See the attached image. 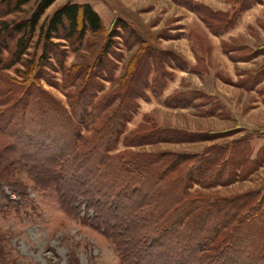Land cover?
Returning <instances> with one entry per match:
<instances>
[{
    "label": "rangeland",
    "instance_id": "obj_1",
    "mask_svg": "<svg viewBox=\"0 0 264 264\" xmlns=\"http://www.w3.org/2000/svg\"><path fill=\"white\" fill-rule=\"evenodd\" d=\"M127 1L137 9L132 11L130 18L143 29V32L136 30L146 40L145 44L139 45L140 39L130 32L129 26H121L120 21L113 24L120 16L109 24L103 22V28L96 32L87 30L82 38L52 36L47 41L39 27L44 24L45 29L47 17L56 1L41 14L22 60L9 68H0V81L9 77L24 79V86H37L32 89L33 95L41 92L37 102L35 96L32 97L27 109L18 106L16 110L1 113L6 114V120L0 122V264H122L115 241L92 223L93 209L87 210L90 216L87 218L83 197L78 198V203H81L78 214L68 212L70 205L61 203L57 184L50 178L51 174H47V165L52 163L49 157L53 151L56 155L59 146L58 139L53 136L61 132L60 104L70 112V94L73 103L79 101L81 105L85 98L91 107V102L118 88L119 78L134 56L145 57L140 64L139 80L149 82L156 77L154 91L159 92L161 88L162 91L155 95L149 84L139 85L133 90L135 104L131 118L110 152L126 148L199 152L211 143L229 144L239 139L233 148L236 154L240 157L242 154L243 159L254 160L257 157L258 163L238 166L236 172L246 173L243 178L238 176L227 184L211 187H200L194 183L190 190L215 197L254 188L264 189V0H192L202 3L203 7L194 3L191 6L178 4L173 0ZM34 6L35 0H30L23 4L21 10L2 17H26ZM211 9L222 11L220 17L228 21V27L218 34L211 33L200 18H207L218 29L223 28L225 24L213 18L216 13ZM113 27L118 32L109 35ZM160 29L162 37L153 39L151 31ZM168 31L170 39L164 37ZM13 41L12 37L7 39V48ZM152 48L175 49L176 55L182 57L184 54L192 64L187 65V60L182 57L186 62L182 67L186 68H179L175 65L180 62L178 56L175 59L169 57V64L165 62L168 57L161 56L154 64L150 55L147 57L144 51H140ZM3 54L7 55V49ZM26 60L34 68L31 75L23 78L18 70H27ZM72 64L83 68V71L96 73L91 84L81 88L84 85L83 71L72 78L73 72L68 71ZM39 68L41 74L35 79ZM47 78L55 83H49ZM41 87L55 99L53 103L40 90ZM168 89L171 92L177 89L184 91V97L191 103L187 106L166 104L164 99L171 93ZM117 102L115 99L104 110L108 112ZM5 105L7 102L0 104V108ZM47 108L51 109L52 122L46 118ZM51 123L54 126L49 130ZM155 124L202 133L204 138L160 140L131 147L123 143L124 134ZM92 126L94 123L81 124L80 128L87 133ZM210 131L222 132L211 137L208 136ZM22 160H27L26 164ZM173 194L174 191L169 189L165 200H170Z\"/></svg>",
    "mask_w": 264,
    "mask_h": 264
},
{
    "label": "trees",
    "instance_id": "obj_2",
    "mask_svg": "<svg viewBox=\"0 0 264 264\" xmlns=\"http://www.w3.org/2000/svg\"><path fill=\"white\" fill-rule=\"evenodd\" d=\"M29 1L0 0L1 69L9 68L22 60L41 14L54 0H35V6L26 17H2L21 10L23 4ZM173 1L189 6L193 3L198 7L204 6L192 0ZM212 11L216 13L213 18L225 24L223 28L218 29L207 18H200L211 33L218 34L226 28L228 21L220 17L222 11ZM114 21V25L116 21H120L121 26H129L130 32L140 39L139 45L146 43L126 19L116 17ZM102 28L101 16L90 3L65 0L48 15L45 29L44 24H40L39 30L44 32V38L49 41L52 36L82 38L87 30L96 32ZM117 32L113 27L109 35ZM9 37L14 38V41L7 48L6 41ZM221 43L220 40V45ZM4 49H7V55L3 54ZM140 51H144L147 57L150 55L154 64L158 57H168L165 62L169 64V57L175 59L178 56L172 50L157 48ZM134 57L124 75L119 78L118 88L91 102V107H88L90 101L85 98L84 101L81 100V105L79 101L73 103V96L70 94V112L60 104V115L63 118L60 121L61 132H56L53 136L58 139L59 146L56 155L53 151L49 157L52 163L47 165V174H51L50 178L57 184L61 203L70 205L68 212L78 214L81 206L78 198L82 196L87 218L90 217L87 210L93 209L92 223L97 228H102L115 241L122 264H264V189L254 188L215 197L199 190H190L194 183L200 187H211L227 184L238 176L243 178L246 173L236 172L238 166H253L258 163L257 157L254 160L243 159L242 154L241 157L236 154L233 148H236L239 139H234L229 144L211 143L199 152H154L131 148L110 152L116 147L127 120L131 118L135 104L132 99L133 90L139 85L149 84L155 95L162 91V88L159 92L154 91L156 77L149 82L139 80L140 64L145 57ZM178 58L180 62L173 64L185 66L184 59ZM134 59H137L136 62ZM27 61L26 71L17 69L23 78L27 74L31 75L34 68ZM158 66L161 67L159 63ZM81 70L84 69H79L76 64L68 68V71L73 72L72 78L80 75ZM39 71L40 68L37 69ZM85 71L82 75L84 85L81 88L85 84H91L92 76L96 75ZM40 74L36 73L34 78L37 79ZM47 80L51 84L55 83L48 78ZM24 82L26 80L16 77L1 79L0 104L7 102V105L0 108V114L9 109L16 110L18 106L27 109L33 96L37 102L38 93L41 92L33 95L32 89L37 86H24ZM77 87L80 88V85ZM40 90L47 95L45 89ZM190 92L198 94L197 91ZM47 97L51 103L55 100L51 95ZM115 99L118 100L116 105L108 112L105 111V107ZM164 101L171 106H187L191 103L189 98L184 97V91L178 89L168 94ZM45 110L48 113L46 118L52 122L51 109ZM5 117L6 114H1L0 122L5 121ZM89 123H94L92 130L82 132L80 125ZM53 126L51 123L49 130ZM138 129L124 134L123 143L127 147L160 140L204 138L201 137L202 133L168 125L155 124L149 128L144 127L143 130ZM210 132L211 135L208 136L212 137L219 136L222 131ZM22 161L26 164L27 160ZM169 189L174 194L166 201L164 197Z\"/></svg>",
    "mask_w": 264,
    "mask_h": 264
},
{
    "label": "crops",
    "instance_id": "obj_3",
    "mask_svg": "<svg viewBox=\"0 0 264 264\" xmlns=\"http://www.w3.org/2000/svg\"><path fill=\"white\" fill-rule=\"evenodd\" d=\"M56 1H57L56 6L53 9L60 6L65 0H61V1L54 0L51 4H53ZM72 2H79V3L88 2V3H90L91 6L99 13L104 24H109L113 18H115L116 16H120V17L128 20V22L135 29H137L139 32H143V29L141 27H139L137 22L134 19L130 18L132 15L131 13L135 9V7L129 5V2L127 0H72ZM136 10L137 9H135V11ZM150 27H155V25H151ZM160 31H161V29L157 30V31H151V33L152 32L154 33L153 39L155 37L156 38L162 37L161 34H159ZM169 36H171L170 31H168L167 35L164 37H166L167 39H170ZM171 48H173V47H171ZM174 51H176V50L174 49ZM182 57H184V59L187 60V65L192 64V63H190L191 62L190 59H187L188 57H186L184 54H182ZM179 68L184 69L186 67H179ZM175 76H176V74H175ZM169 90L170 89H168L167 91H169ZM171 91H169V92H171Z\"/></svg>",
    "mask_w": 264,
    "mask_h": 264
}]
</instances>
